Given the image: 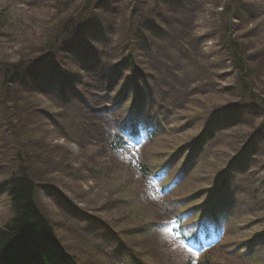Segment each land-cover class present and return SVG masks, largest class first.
I'll use <instances>...</instances> for the list:
<instances>
[{
	"label": "rangeland",
	"instance_id": "1",
	"mask_svg": "<svg viewBox=\"0 0 264 264\" xmlns=\"http://www.w3.org/2000/svg\"><path fill=\"white\" fill-rule=\"evenodd\" d=\"M208 1L186 0L182 3L183 8L177 10L178 13H168L167 16L170 38L174 41L177 39L188 41L186 50L193 71H190V69L186 71L188 64L185 57L184 67H181L182 63H178L179 69L183 68L188 79H183L174 72L163 75L161 79V74L157 76L159 63L161 65L163 63L151 62L144 53V48L153 42L158 44V38L161 37L155 39L154 33L148 30L147 35L135 40V46L143 42L139 48L133 47L137 55L135 57L137 63L149 73L154 74L153 76L157 79H160L157 89L158 97L152 95L149 101V107L152 110L146 111L144 106L137 103L129 105L122 99V108L120 107V109H115V106L111 105L109 110L105 109L102 113L92 112L87 109L86 104L89 103V95L85 93L82 94L83 99L81 102H78L81 97L75 96V104H68L66 98L64 102L62 100L60 104L53 103L54 105L47 102L45 98H36V102L30 101L22 107L25 115L28 114L27 120L30 125L28 126L24 120H22V125L16 123L15 125L20 128V131L17 132L20 133L22 144H27L29 149L34 150L33 152L39 155L38 158L34 157L35 167L30 173L32 176L34 174L39 175L43 184L53 186L51 192L39 190L37 203L43 213L47 215V218L50 219L54 233L60 238L62 245L70 250V253L79 262L83 260L86 264L89 261L87 251H91L93 254L94 251H97L96 254L104 253L106 255L108 248L117 244L118 239L121 240L118 232L121 224L119 220L125 218L126 225L128 223L125 227H130L136 226L144 220L150 221L152 218L153 202L147 201L144 192H141L142 187L139 177H133L124 169H120L123 166H121V162L117 157L111 154L110 150H105V146L102 147V142L107 141L110 128L106 127L108 120H117V118L126 117L127 115L132 117L133 114L136 115V120H153L161 132L167 135L159 137L160 141L157 140L155 145L149 147L152 153L157 152L152 156V164L159 161L160 153L168 154L173 149L172 145H180L181 155L185 149H188L187 159L194 160V153L191 150L196 144H199L196 150L201 152V157L194 161L200 163V168L197 167L192 176L187 178L188 185L184 189L186 211L189 206H202L214 184L218 185V181L223 177L222 173L230 166V161L240 157L241 149L247 146L249 140L252 141V137L263 136L258 133L257 128H245L248 123L251 125L253 121L249 119V115L244 114L242 109V107L248 106L246 103V105H239L237 108L244 115L243 119H237V121H241V123L247 121L246 123L240 124V126H232L229 129H225V126L221 127L209 141L203 138L204 134L210 130L209 127L214 121L213 118H221L218 114L231 108L228 106L230 97L228 86L231 83L233 84L236 80L238 83L235 86L236 90L245 88V92L248 93L249 91L255 92V86L254 84H248L250 77L246 73L249 74L250 72L255 75L257 82H264V0H224L223 3H220L219 0ZM37 2L44 4L43 0H37ZM227 2L233 4L228 7L225 5L228 4ZM36 7L38 6L29 7V0H0V58L2 60L11 61L15 55L19 54L18 51L21 48L27 52L28 46L25 47V45H28L27 42L30 43L31 36L34 33L37 34V37L44 35L39 25L43 28H51V22L54 18L50 21L47 12L44 10L33 11L32 9H36ZM226 9L228 12H226ZM204 10H206L205 17L202 15ZM167 17L163 21H159V24L165 25L164 23L168 22ZM81 18L86 19L87 17L82 15ZM13 26L15 27L11 30ZM21 27L22 31H19ZM117 29L124 31L126 27L118 26ZM17 30L19 31L18 34L22 35L17 36L16 39L15 32ZM163 30L167 32V30ZM5 32L9 35L10 43L4 38ZM218 35H220L219 38ZM206 37L209 40H206ZM226 38L233 40L236 47H239L238 57L241 61L243 75H245L242 82H239L238 79L240 75L238 69L233 66L234 56L232 51L226 49L225 54H223L224 51L219 52L217 50L221 44L220 40L223 39L225 42ZM15 39L16 43H13ZM86 40H89L90 43H85L84 40L83 43L77 42L79 43L78 48L86 49L87 47L90 51L94 48L91 40L97 44L95 36L90 35L86 37ZM123 42L124 40L116 39V50L114 52L107 51L102 55L104 57L116 55L119 60L121 54L118 44ZM130 46L127 47V50L132 51L133 49ZM90 53L95 54V52ZM219 54H222V56ZM179 55V53L172 54V60L169 63L173 65V68L177 65ZM163 56L166 57V54ZM201 57H208L209 59V63L204 64L203 72L202 69L201 71L198 70L197 58L200 59ZM58 63L57 67L55 66L54 69L48 71V75L58 74L66 77L71 75L70 78L67 77V81L71 79L72 81H70L73 84L89 85L88 82L91 81L87 72L89 70L82 62L72 56L68 58L61 54V60ZM40 69V73L34 77L39 75L43 77L42 65ZM195 77H199V82L194 81ZM30 79L27 83L36 86V81L32 82ZM58 80L59 77L56 84ZM63 83L64 81L60 79V85ZM187 85H189V88H187ZM259 93L261 101L264 102V84ZM110 96L112 95H110L109 90L94 95L95 100L103 99L104 102ZM231 102L236 101L232 100ZM237 103H232V105ZM38 106L54 115L50 118L54 122V126H63L64 131L59 129L60 135L51 132L50 126L46 121H43L42 113H40L39 121L36 120L35 123L36 118L31 119L29 117ZM86 114L88 116H85ZM0 116L4 117L1 110ZM1 123L0 118V128ZM3 131L4 128L0 131V139L4 137ZM8 132L9 137L6 144L13 146V141L16 139L10 137L11 128H8ZM66 135L69 136L71 141L68 142L65 139ZM16 148L18 147L16 146ZM2 149L7 150L5 147ZM255 150L257 156H251L253 161L252 173L244 179L243 185L251 190L257 189L256 193L261 194V200L257 204V208H259L261 202L264 203V141ZM258 150H263V152ZM14 153L15 149L12 147L11 154L8 153L12 157L5 161L3 168H0V182L9 177L12 172L15 173L13 171L15 168L10 163ZM2 154L3 151L1 150L0 155ZM142 157L145 162H150L147 156L145 157L142 154ZM73 177H80L81 183H76ZM232 178H235L233 173ZM254 181L258 185L257 188L253 187ZM225 185H228L232 193V185L229 183ZM119 190H121L120 197L124 203L133 206V209L139 208V211H126L124 210V203L119 202L114 207L112 200L117 197ZM190 199H194L196 203L193 205ZM117 204H120L119 210L114 209L117 208ZM251 205L254 206V200ZM224 207L226 211L231 209L228 199ZM11 211L10 200L6 194H3L0 199V227L9 223ZM242 212L245 220L242 219L240 223L245 222L242 230V236H245L249 231L255 232L258 224L257 219L260 217L264 219V211H261L259 215L253 214V217L246 215V213H251L249 210ZM189 227H192L191 223ZM148 233L150 234V232ZM171 239L174 241L173 238ZM136 243L142 248L143 252L135 253L146 255L144 246L146 244L150 246L151 241L140 238L137 239ZM161 243L162 240L158 237L157 242L154 244L160 245ZM175 243L181 251L187 252L183 245ZM228 243L234 245L231 239L228 240ZM160 247L168 250L171 262H186L185 255L181 254L178 248L173 251L167 243L160 245ZM227 247L229 246L225 245L223 249ZM236 250L237 247L234 245L229 247L227 251L217 252L216 257L210 258L209 264H261L258 261L260 257L255 258L249 255L241 258L243 255ZM148 254L154 257L157 256L159 254L158 247L155 245V248L149 251Z\"/></svg>",
	"mask_w": 264,
	"mask_h": 264
},
{
	"label": "trees",
	"instance_id": "2",
	"mask_svg": "<svg viewBox=\"0 0 264 264\" xmlns=\"http://www.w3.org/2000/svg\"><path fill=\"white\" fill-rule=\"evenodd\" d=\"M43 1L44 4H39L37 0H29V7L38 6L40 8L36 7V9L32 10L46 11L50 21L54 18L51 22V28H43L39 25L44 35L37 37V34L34 33L29 39L30 43L27 42L28 45H25V47L28 46L26 49L27 52L24 51L25 49L21 48L18 51L19 54L15 55L11 61L2 60L0 58V110L4 113V117L0 116L2 120L0 131L4 128L2 133L4 137L0 139V151H3V154L0 155L2 156L0 158V168H3V166H5V161L12 157L9 156V154H11V148L14 147L15 149V153L13 154L14 157L10 162L13 164V168H15L13 170L15 173L12 172L9 177L0 182V198L3 194H6L10 200L12 210L9 223L0 227V264H84L83 260L79 262L76 257L70 253V250L60 244V238L54 233V228L50 219L41 212V207L37 203L39 190L51 192L53 186L43 184L39 175L34 174V176H32L30 173L35 167L33 163L35 160L34 157L39 155L33 152L34 150L29 149L27 144H22L23 141L20 133L17 132L20 131V128L15 125L16 123L22 125V120H24L28 126L30 125L27 120L28 114L25 115L22 109L23 105L26 106L30 101L36 102V98H45L47 102L52 103V105H54L53 103L60 104V102L54 99L51 93L53 89H61V95L63 98H66L69 104L76 103L75 96H80L81 99L78 102H81L83 99L82 94H88L89 108L92 104H96L95 94L108 90H111L110 93L114 90H118L119 99L121 100L123 98L125 100L127 96L132 94L130 90L133 88L134 91H137L141 95L144 100L142 103H145L147 101L145 99L148 98V93L153 95L158 93V84L163 75L174 72L181 78L188 79L183 68L179 69L180 66L178 65V63H182L181 67H184V57L188 64L186 71L188 69L193 71L186 50V43L188 41L182 39L174 41L170 38L169 19L167 17L168 13H178L177 10L183 8L182 3L186 0ZM211 1L212 0H209L208 2ZM219 1L220 3L224 2V0ZM230 4L233 3L225 5L229 7ZM24 11L26 10L24 9ZM226 12H228L227 9ZM82 15H86L87 18L82 19ZM202 15L203 17L206 16V10H204ZM165 17H167L168 22L164 23L165 25H160L159 21H163ZM9 26L11 25L9 24ZM118 26L126 27V30H116ZM14 27L15 26H13L11 30H13ZM156 29L157 31L154 32ZM163 29L167 30L169 34ZM148 30L154 33L155 39L161 37L158 38L160 40H158V44L157 42H153L144 48V53L151 62L163 63L162 65L159 63L160 66L157 68V76L161 74L160 79H157L153 76L154 74L140 67L135 58L137 55L133 47L139 48L143 43L140 42L135 46V40L147 35L146 32H148ZM19 31H22V27ZM19 31L17 30L15 32L16 39L22 35L20 33L18 34ZM90 35L95 36L97 42L96 44L91 40L94 45V48L91 49L92 51H89L87 47L86 49L82 47L78 48L79 43L77 42L83 43L84 40L86 41L85 43H90L89 40H86V37ZM219 37L220 35H218V38ZM4 38L10 43L8 34H6ZM16 39L13 40V43H16ZM116 39L124 40L123 43L118 44V49L121 54L120 59L118 60L116 55L113 57L109 55L104 57L102 53H106L107 51L114 52L116 50ZM205 39L209 40L207 37ZM210 39L212 38L210 37ZM220 42L221 44L217 50H219V52L224 51L223 54H225L226 49L232 51V55L234 56L233 66H235L240 73L238 78L240 80L239 82L244 81L245 75H243L241 61L238 57L239 47H236L233 40H228L227 38L225 42L223 39L220 40ZM129 46L133 49L132 51L127 50ZM90 52H95V54H91ZM178 53L180 55L176 62L177 68H173V65L170 64L172 54ZM61 54L68 58L70 56L76 58L88 68L89 71L87 72L90 76L89 78H91V81L88 82V86L73 84L71 79V81H67V77L70 78L71 75L66 77L65 75L47 74L48 71L59 65L58 62L61 60ZM164 54H166V57L163 56ZM219 55L222 56V54ZM197 60L198 70L201 71L202 69L203 72L204 64H208L209 59L208 57H201L200 59L197 58ZM41 65L43 77L41 75L34 77L40 73ZM246 75L250 77V82L248 84H254L255 92L249 91L247 93L245 92V88L236 90L235 86L238 85V83L235 80L234 86L232 84L228 86V95H230L228 106L231 108H238L239 105H246L247 103L248 106H244L242 109L244 112L250 114L249 119L253 121L251 125L248 123V127L246 125L245 128H257L258 133L264 134V102L261 101V95L259 93L262 90L264 82H257L255 75L250 72L249 74L246 73ZM31 77L33 78L30 79ZM58 77L59 80L56 84ZM29 79L32 82L36 81V86L32 83H27ZM60 79L64 81L61 85ZM187 88H189V85H187ZM242 90L243 92H241ZM132 97L133 95H131V100ZM141 97H138V100H142ZM232 100L238 103L232 105V103H236L231 102ZM128 104L131 105V103ZM115 106L119 108V104ZM40 113H42V117L44 118L43 121H46L50 126L51 132L53 131V133L60 135L59 129L63 130V126H54V122L50 119L54 117V115L50 114L48 110H43L38 106L29 117H31V119L35 117V123L36 120L39 121ZM233 113L238 114L236 111H233ZM130 118L131 117L128 115L126 116V119L129 120ZM246 122L247 121L241 123V121H239L236 125L240 126V124ZM126 125V122L123 126L120 124L118 130L120 131L121 128H125ZM8 128H11L10 137L16 139L13 141V146H11V144H6L9 137ZM155 136L156 135H152L150 138L155 139ZM262 137L264 138V135L256 138L252 137V141L249 140L250 142L247 143L246 148L254 152L253 149L259 147L257 138L261 139L260 141L262 142L264 141ZM23 138H25V136H23ZM65 139L68 142L71 141L68 135L65 136ZM105 142H102V147L105 146V150L110 146L113 147L112 145L114 143L118 145L117 147H119L122 142L125 144L121 137L107 138ZM16 146L18 148H16ZM172 146L173 149H171L172 153L170 156L181 158L180 145ZM3 147L7 150L2 149ZM259 152H263V150ZM126 164L127 160L121 161V166L123 167L120 169H124L133 177H138L140 173L141 177L145 179L149 175V169L146 166L137 165L138 159L136 161L135 159L131 160L128 166ZM130 167H132L131 171ZM73 178L76 183H81L80 177ZM143 192L145 199L148 200V190L145 189ZM120 194L121 190L117 193V197L112 200L114 207H116V203L118 202L124 203ZM174 208H176V205ZM114 209L119 210L120 204H117V208ZM124 210L139 211V208L133 209V206H128L124 203ZM158 210L163 212V215H165L164 218H168L172 215V211L165 205H162ZM119 222H121V224L119 225L118 232L120 233L121 240L118 239L116 243L119 244L121 248H124V250H127L131 258L134 252H143L142 248L136 243L137 239L144 238L151 241L150 246H148V244L144 246V252L146 254L155 248L154 243L157 242L158 237L162 240L160 245L165 241L161 236H158L159 234L155 231L157 227H153L149 220H144L140 224L130 227H125L128 225V223L126 225L125 218L119 220ZM148 232H150V234ZM160 245H158L159 254L155 257L152 255L149 256L163 262L167 260V249L161 248ZM151 246L152 248L150 250ZM87 252L89 261L86 264H111L109 258L105 259V257L102 258L97 256V251H94V254L91 253V251ZM99 254L103 255V253ZM138 254L142 257L147 256L144 255V253ZM107 255V257L110 256L108 252Z\"/></svg>",
	"mask_w": 264,
	"mask_h": 264
},
{
	"label": "bare ground",
	"instance_id": "3",
	"mask_svg": "<svg viewBox=\"0 0 264 264\" xmlns=\"http://www.w3.org/2000/svg\"><path fill=\"white\" fill-rule=\"evenodd\" d=\"M157 31V29L154 31V32H156ZM230 71V70H229ZM194 80H196L197 82H199V79L198 78H196L195 77V79ZM231 83V82H230ZM232 84V83H231ZM233 86L235 85V83L233 82V84H232ZM233 89H235V88H233ZM51 93L53 94V97L54 98H56V99H58L57 101L59 102L60 101V103H61V101L63 100V102H64V99L65 98H63V96L61 95V89H58V90H53V91H51ZM56 96H59L58 98L56 97ZM69 104V103H68ZM232 111H236V112H240V109H237V108H232ZM244 115L242 114V113H240V114H235V113H230V114H228V117H231V118H236V119H243L244 117H243ZM233 122H229V124H228V126H230L231 124H232ZM224 124H226V121H224ZM224 124H222V127H224ZM186 154H188L187 152H186ZM231 184V183H230ZM40 212V211H39ZM41 212L43 213V211H42V209H41ZM41 214V213H40ZM44 214V213H43ZM44 215H46V214H44ZM47 216V215H46ZM149 257V254H147V256H146V258H148Z\"/></svg>",
	"mask_w": 264,
	"mask_h": 264
},
{
	"label": "snow or ice",
	"instance_id": "4",
	"mask_svg": "<svg viewBox=\"0 0 264 264\" xmlns=\"http://www.w3.org/2000/svg\"><path fill=\"white\" fill-rule=\"evenodd\" d=\"M125 142H126L128 147H130V148H134L135 147V141H134V138L132 137L131 133H129L127 135V139H126ZM170 223L177 225V227L179 228V224H178L177 220H172V221H170ZM168 231H171V229H168ZM177 235H179V233H177ZM184 247L187 248L188 252L193 253V255L196 254L194 252V250H193V246L191 245V242L189 244H185Z\"/></svg>",
	"mask_w": 264,
	"mask_h": 264
}]
</instances>
